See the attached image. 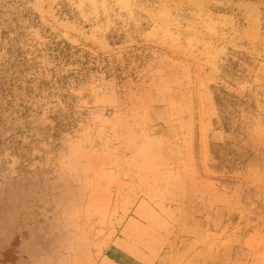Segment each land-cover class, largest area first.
<instances>
[{
	"label": "rangeland",
	"instance_id": "rangeland-1",
	"mask_svg": "<svg viewBox=\"0 0 264 264\" xmlns=\"http://www.w3.org/2000/svg\"><path fill=\"white\" fill-rule=\"evenodd\" d=\"M0 264H264V0H0Z\"/></svg>",
	"mask_w": 264,
	"mask_h": 264
}]
</instances>
